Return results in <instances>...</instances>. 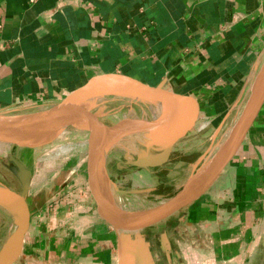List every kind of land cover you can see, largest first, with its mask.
<instances>
[{
  "label": "crops",
  "instance_id": "1",
  "mask_svg": "<svg viewBox=\"0 0 264 264\" xmlns=\"http://www.w3.org/2000/svg\"><path fill=\"white\" fill-rule=\"evenodd\" d=\"M263 55L264 0H0V112L74 101L91 79L106 75L158 88L174 100L173 121L192 122L162 165L134 167L156 176L182 150L177 144L202 130L198 121L211 123L214 136L227 123ZM109 133L133 156L157 154L159 136L146 120L118 122ZM1 145L0 158L13 156L11 143ZM67 176L45 185L30 180V189L49 194L30 198L29 189V226L13 264H118L121 243L138 252L135 264H145L143 246L152 264H264V103L215 182L158 234L145 230L166 220L138 233L114 232L108 214L116 210L104 199L91 197L82 209V200L62 195Z\"/></svg>",
  "mask_w": 264,
  "mask_h": 264
},
{
  "label": "water",
  "instance_id": "2",
  "mask_svg": "<svg viewBox=\"0 0 264 264\" xmlns=\"http://www.w3.org/2000/svg\"><path fill=\"white\" fill-rule=\"evenodd\" d=\"M168 95L158 88H151L138 80L124 76L106 75L93 78L80 89L74 101L61 104L46 101L17 111L0 112V144L13 142L1 140L3 136L13 139L21 132L54 129L79 121L81 131L94 133L88 143L89 182H93L101 199L116 210L115 213L108 214L114 232L138 233L166 220L203 195L235 155L264 103V55L251 78L231 126L215 149H210L211 153L206 156L203 164L196 168L173 196L144 210H128L122 205L121 196L138 191L120 190L108 177L105 169L106 155L118 147L119 140L109 133V128L102 131L100 125L95 127L96 123L90 121L98 117L96 111L108 100L123 98L132 103L141 102L150 111L154 108L155 117L149 125L159 136L156 140L157 154L148 158L141 155L133 156L124 151L123 158L137 167L159 166L167 160L172 140L181 137L187 124L192 122L190 117L181 123L173 121L175 103ZM10 160L18 169L20 190H13L0 183V206L9 207L15 216L12 229L0 250V264H13L18 259L30 221L26 197L30 189L31 174L22 161L14 156H10ZM140 248L143 262L152 264L148 248L146 246ZM137 255L138 252H133L121 243L118 264H135V258H139Z\"/></svg>",
  "mask_w": 264,
  "mask_h": 264
},
{
  "label": "rangeland",
  "instance_id": "3",
  "mask_svg": "<svg viewBox=\"0 0 264 264\" xmlns=\"http://www.w3.org/2000/svg\"><path fill=\"white\" fill-rule=\"evenodd\" d=\"M132 104V102L123 98L108 100L99 107L96 111L98 117L92 119L90 123L94 121L96 123L95 127L100 125V130L104 131L105 128L111 129L118 122L122 123V125L125 124V126L135 124L139 120H146L148 123L150 121L153 122L155 112L150 111L141 102H136L135 105ZM231 111L234 112V115L229 112L230 114L226 117L227 123L225 122L221 125L215 136L212 135L214 132L211 128V123L206 124L204 120L198 121V126L201 127L203 125L202 130L200 129V132H190L187 137L181 140L177 144V147H180L182 150L179 153H174L170 157L169 163L161 167V172L156 176L134 168L135 165L130 166L131 164L122 157L125 150L127 152L130 151L127 148L118 146L116 149L114 148L109 151L108 157L106 158V162L108 163L106 169L117 187L123 191H130L132 189L143 190L142 193L122 195L120 199L122 205L132 211L144 210L177 193L188 177L210 155V149H215L218 143L223 140L226 130H228L235 118L238 108L233 107ZM78 122L54 129L21 132L16 134L13 139L9 136H3L1 140H7V142L13 141L11 142L10 149L8 148L9 154L11 153L17 159L20 158V160H23L24 164L30 170L32 181L34 178L39 177L42 179L39 183L44 182L43 184L45 185L51 179L54 182L62 181L68 175V194L65 189L61 190L62 195L65 197L68 196L69 200H82L85 204L80 206V208L86 209V207H89L88 201L91 197L100 202L99 198L101 196L97 192H95V195L92 194L93 189L96 190L95 186L92 184L93 182L91 183V181L89 182L87 180L89 179L90 173L86 171L89 167L88 143L94 133L81 131ZM65 145H72V149L54 159H48L47 156L52 154L53 150L57 148L58 152H62L60 148ZM5 152L6 149L2 150L0 155L3 156ZM116 161H124L126 164L123 166L124 164L121 162L122 166L117 168L115 165L117 163ZM60 165H63L62 172L54 176L58 168L61 167ZM18 174L17 167L9 157L0 158V183L19 191L20 180ZM134 185H137L136 188H134ZM144 189H147V191ZM40 190H42L38 194L40 200L49 194V189L44 190L39 185H36L35 188L30 189V198L35 193L40 192ZM94 214L96 216H103L106 213L94 212ZM14 217L9 207L0 206V250L5 238L12 229ZM175 217L149 230H145L147 231L146 233L153 232L158 234L166 224L170 222L174 223ZM156 254L161 259V255L157 252Z\"/></svg>",
  "mask_w": 264,
  "mask_h": 264
},
{
  "label": "bare ground",
  "instance_id": "4",
  "mask_svg": "<svg viewBox=\"0 0 264 264\" xmlns=\"http://www.w3.org/2000/svg\"><path fill=\"white\" fill-rule=\"evenodd\" d=\"M151 111H152V110H151ZM61 149H62V151H68V150H71V149H72V145H65V146L61 147ZM54 155H57V153L54 154ZM95 191H96V190H95Z\"/></svg>",
  "mask_w": 264,
  "mask_h": 264
},
{
  "label": "flooded vegetation",
  "instance_id": "5",
  "mask_svg": "<svg viewBox=\"0 0 264 264\" xmlns=\"http://www.w3.org/2000/svg\"><path fill=\"white\" fill-rule=\"evenodd\" d=\"M122 153H123V152H122ZM122 157H123V156H122ZM107 164H108V163H106V166H108ZM130 166H134V165L131 164Z\"/></svg>",
  "mask_w": 264,
  "mask_h": 264
}]
</instances>
